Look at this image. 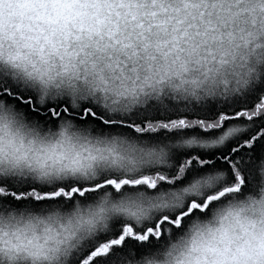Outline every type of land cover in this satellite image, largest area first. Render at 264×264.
I'll list each match as a JSON object with an SVG mask.
<instances>
[{
	"label": "snow or ice",
	"instance_id": "obj_1",
	"mask_svg": "<svg viewBox=\"0 0 264 264\" xmlns=\"http://www.w3.org/2000/svg\"><path fill=\"white\" fill-rule=\"evenodd\" d=\"M177 2L199 36L209 0ZM104 4L138 20L0 0V264H264V0H232L215 47L155 53Z\"/></svg>",
	"mask_w": 264,
	"mask_h": 264
},
{
	"label": "clouds",
	"instance_id": "obj_2",
	"mask_svg": "<svg viewBox=\"0 0 264 264\" xmlns=\"http://www.w3.org/2000/svg\"><path fill=\"white\" fill-rule=\"evenodd\" d=\"M198 2V0H193V3ZM232 0H218L217 7L212 8L211 0H209V10L211 11V16L205 15L204 22L201 23L197 20L196 23L199 24L200 35H194L197 31L196 28L191 27L193 21L190 16L185 14V10L182 5H180L177 0H157L153 3V0H135V6L133 12L137 15L138 20L129 22L125 16V9L127 6H116L104 4L100 6H89V12H95L97 7L101 9L103 15L107 16V9L112 8L113 11H119L121 13V19L119 20L121 33L127 38H130L131 43L138 46H148L149 53H155L160 51L165 44H172L179 42L185 48L186 52H191L193 50L200 51L205 45L215 47L219 44V41L215 38V34L209 31L211 27H215L220 31L224 30L225 25H235L237 22L243 26V17H233L228 11ZM161 6L168 8L167 12H160ZM180 8L181 11L179 15L174 11L176 8ZM203 7V5H201ZM235 9H233L234 11ZM6 20H8L13 27L17 23L27 25L30 22L28 20L22 19L17 14L8 15V6H5ZM153 11L157 12V15L153 17L151 13ZM192 14L198 13V8L190 9ZM172 17V19H169ZM112 19L115 20L116 17L113 15ZM177 19H182L183 23H176ZM139 20L144 21V28L141 30L136 27ZM208 21H211L209 24ZM150 25H154L149 27ZM22 31L26 29L22 28ZM137 33H141L138 37ZM19 39V37H17ZM226 43V41H225ZM5 44H8V40H5ZM195 46V47H194ZM218 223V218L216 221H204L200 222L193 229V235L199 237L201 232L207 233L209 229H213L215 224ZM227 225L228 221H224ZM184 242L178 244L179 247Z\"/></svg>",
	"mask_w": 264,
	"mask_h": 264
}]
</instances>
